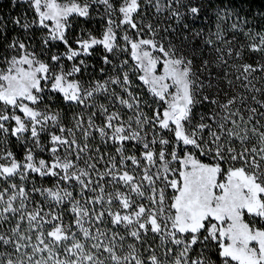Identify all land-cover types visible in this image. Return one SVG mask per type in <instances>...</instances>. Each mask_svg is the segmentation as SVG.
Masks as SVG:
<instances>
[{"label":"snow or ice","instance_id":"snow-or-ice-1","mask_svg":"<svg viewBox=\"0 0 264 264\" xmlns=\"http://www.w3.org/2000/svg\"><path fill=\"white\" fill-rule=\"evenodd\" d=\"M0 264H264V11L10 0Z\"/></svg>","mask_w":264,"mask_h":264},{"label":"trees","instance_id":"trees-1","mask_svg":"<svg viewBox=\"0 0 264 264\" xmlns=\"http://www.w3.org/2000/svg\"><path fill=\"white\" fill-rule=\"evenodd\" d=\"M233 2L249 16L256 12L264 11V0H233ZM9 8L10 0H0V12L7 13ZM12 11L15 12L19 10L14 9ZM196 27H199V24H197Z\"/></svg>","mask_w":264,"mask_h":264},{"label":"rangeland","instance_id":"rangeland-1","mask_svg":"<svg viewBox=\"0 0 264 264\" xmlns=\"http://www.w3.org/2000/svg\"><path fill=\"white\" fill-rule=\"evenodd\" d=\"M96 27H99V25H95Z\"/></svg>","mask_w":264,"mask_h":264}]
</instances>
